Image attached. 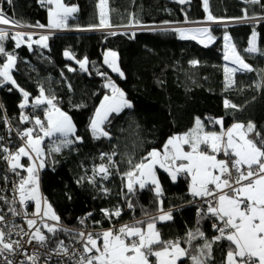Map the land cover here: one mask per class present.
Returning <instances> with one entry per match:
<instances>
[{
	"label": "trees",
	"instance_id": "16d2710c",
	"mask_svg": "<svg viewBox=\"0 0 264 264\" xmlns=\"http://www.w3.org/2000/svg\"><path fill=\"white\" fill-rule=\"evenodd\" d=\"M66 5H75L78 11L69 18L70 28L78 31L55 32L49 36L48 47L22 43L19 48L15 41H4L6 50L17 56L16 67L12 69L13 78L20 88L30 94V101L39 95L42 86L46 94L55 95L59 107L68 113L76 127V135L82 141L60 152L47 156L46 167L40 171L39 181L43 197H46L62 223L70 229L89 226L101 229L116 223L146 221L157 216L159 209H171L173 219L157 221V230L163 240L183 239L189 230L198 226L211 239L217 233L212 228V219L200 220L197 210L206 207L203 203L185 202L176 194L156 197L151 194L146 203L140 195L146 193L136 187L128 199L123 173L129 170L127 160L134 162L147 155L153 149H161L167 138L187 132L200 117L207 128V117L223 118L224 127L233 121L247 124L252 121L256 130L264 134V55L248 53L249 39L256 32L258 49L264 51V7L261 4H249L244 0H208V12L217 19L239 20L245 10L251 20L222 27L212 25V35L216 40L205 47L197 40L180 39L170 27L155 30H138L133 34L111 31H89L85 28L100 23L98 0H63ZM264 3V0H262ZM0 9L23 25L38 23L47 25V6H41L40 0H0ZM108 20L113 27L127 26L134 17L140 24L170 25L203 21L206 12L202 0H188L185 4L178 0H108ZM167 22V23H165ZM228 33L237 52L250 64L254 71H238L232 87H225L223 36ZM38 35L33 36L37 40ZM71 51L76 59L64 56ZM114 50L118 53L119 64L124 72L121 78L103 63V53ZM87 57L88 71H82L76 62ZM191 60L199 63L195 66ZM4 57L0 56V64ZM72 68L74 71H69ZM105 72L126 94L133 103L132 109H125L120 114L111 116V123L105 128L110 137L94 139L89 131V122L108 93L104 88L105 78L97 72ZM259 86V87H258ZM228 99L238 106V110L226 109L224 100ZM23 101L22 93L11 83L0 84V137L5 133V118L16 129L22 130L34 126L32 120L21 123L19 105ZM82 105V107H76ZM38 114L43 115V108ZM252 138L255 139L253 134ZM57 140V139H56ZM53 142L45 138L42 146L47 151ZM117 155L113 158L116 165L111 169L108 179L96 177V185L88 183L93 176L92 169L107 163L101 159V153ZM11 173L7 165L0 160V183L8 185L2 179ZM83 178V179H82ZM100 187H107V195L100 192ZM147 194V193H146ZM133 203V215L124 211L125 205ZM121 209L119 217L106 220L101 209ZM88 213L85 225L79 219ZM101 221L94 226V221ZM200 221L199 225L197 221ZM146 225V224H145ZM143 225V226H145ZM69 236L58 234L56 239ZM203 241H194L191 251ZM183 247H189L182 244ZM228 242L214 245L212 260L214 264H224ZM153 259V258H152ZM183 264H190L184 258Z\"/></svg>",
	"mask_w": 264,
	"mask_h": 264
},
{
	"label": "snow or ice",
	"instance_id": "6c2138e0",
	"mask_svg": "<svg viewBox=\"0 0 264 264\" xmlns=\"http://www.w3.org/2000/svg\"><path fill=\"white\" fill-rule=\"evenodd\" d=\"M7 2L12 4L13 0ZM187 2L188 0H178L180 4ZM244 2L261 4L264 7L262 0ZM40 4L47 6V25L37 22L35 25H27L28 27L67 29L69 18L78 11L77 7L67 6L62 0H40ZM107 4L108 0H99L97 6L100 9V23L90 28L113 27L108 20ZM203 4L205 12H208V0H203ZM206 19L213 22L217 20L210 13ZM236 19L246 21L254 17H249L245 10L244 16ZM0 25L21 27L19 21L7 16L2 9ZM131 25H140V22L133 17L129 26ZM171 30L177 33L180 39L197 40L205 47L216 40L209 27H175ZM109 34L114 36L117 32L112 31ZM34 35L35 33L22 31L10 33L7 28L0 27V56L4 57V62L0 64V84L11 83L19 89L23 96L19 105L21 109L29 105L30 94L20 88L13 78L12 69L16 67L17 56L6 50L4 41L11 38L17 48L22 43H27L29 48H32L33 44L48 47L51 33L40 35L37 40H33ZM256 35L253 31L245 51L264 55V51L257 47ZM223 39L224 60L231 61L234 65L224 66L225 87L230 88L238 71L251 72L254 69L237 52L235 45L230 43L231 37L227 33ZM64 56L76 59L69 50L64 52ZM76 62L82 71H88L87 57ZM103 63L113 73L124 77L116 51L106 50L103 53ZM198 63L197 60L190 61L193 66ZM68 70L74 71L70 67ZM97 75L105 78L104 88L109 91L96 107L89 122V131L94 139H101L111 135L105 128L106 124L111 123V116L118 115L125 109H132L133 103L107 73L98 71ZM58 105L57 97L47 95L41 86L39 95L31 99V106L34 109L43 108V119L39 116L29 117L21 112V123L32 120L35 127L17 131L22 143L15 151L0 143V160H3L8 171L17 177V180L11 181L15 194L13 198L0 195V201L7 206L8 211V215L0 211V264H48L54 257L56 264H183L184 258H187L190 264H214V245L222 241L228 242L224 264H264V134L256 130L252 121L247 124L234 122L230 127L224 128L223 118H216L211 120V123L221 126V130L217 132L206 130L204 121L196 117L193 127L187 132L169 137L163 150L153 149L139 162H134L129 157V170L123 173L126 192L122 195L125 199L135 193L137 185L141 190L152 186L156 197L159 198L162 188L157 176V167L168 173L172 181H176L180 175H186L190 178V194L199 198L206 206L198 209L197 215L200 220L212 219L214 222L211 226L217 233L209 239L198 226L189 230L183 239L163 240L156 227L157 221H170L173 217L171 210L164 212L162 207L158 216L148 217L146 221L123 224L118 228L113 226L101 228L100 231H86L64 226L61 217L39 189V170L46 167V157L82 141V137L76 135L72 118ZM224 107L238 110V106L228 99L224 100ZM253 134L255 139L252 138ZM45 138L52 139L54 143L47 151L42 147ZM2 139L0 137V140ZM186 147L188 150H185ZM220 154L226 159H219ZM100 155L107 163H101L92 169L93 176L87 182L93 185H96L97 176L108 179L112 175L111 169L116 165L113 159L117 155L115 151ZM22 157H26L29 162L23 163ZM19 170H23L26 175H22ZM2 179L9 183L8 175ZM109 191L107 187H100V192L104 195ZM29 202L35 205L31 214L25 211ZM133 207V203L129 202L128 208ZM100 211L106 220L121 215L119 208H105ZM92 215L88 213L87 217L80 218L78 223L85 225L87 218ZM9 217H24L26 227L16 224ZM100 223L101 221H94V226ZM199 223L198 220L197 224ZM145 224L146 227L143 226ZM58 234L69 236L73 243L69 245L63 239H56ZM13 236L16 238L13 239ZM200 240L203 243L197 244L195 250L191 251L193 242ZM182 244L189 247H183ZM19 257L23 259H18Z\"/></svg>",
	"mask_w": 264,
	"mask_h": 264
},
{
	"label": "built area",
	"instance_id": "2783aa9c",
	"mask_svg": "<svg viewBox=\"0 0 264 264\" xmlns=\"http://www.w3.org/2000/svg\"><path fill=\"white\" fill-rule=\"evenodd\" d=\"M203 21L194 22V23H191V24L192 25H200L201 22H203ZM211 25H213V24H211ZM21 112H23L25 115H28L29 117L39 116L41 119H43V117H44V114L42 116L39 115L38 114V110L37 109H34L31 106L30 103L24 109H21ZM21 112H20V116H21ZM5 120L7 121V123L5 125V133L1 136L3 139L0 140V143H2L3 145L9 147L12 151H15L21 145V143H22L21 138L17 135V131H22L23 129L22 130H18L16 128H14L9 123V121H8L7 118H5ZM211 120H214V119L211 118V117H207V121L209 122L208 123V126L210 128H215L216 127V124L211 123ZM33 127H35V125ZM33 127H30V128H33ZM37 131H38V129H37ZM224 159H226V157H224ZM37 163H39V162H37ZM41 170L42 169L39 170V174H40V171ZM15 180H17V177L11 173L10 182H9L8 185L0 183V195H6L9 199L13 198V196L15 194L12 191V183H11V181H15ZM142 191H144L146 193H150V195L151 194H155L154 193V190L152 189L151 186L146 187ZM163 195H165L164 192H162V195L161 196H163ZM190 202L191 203H203L199 198H191L190 199ZM34 207H35L34 203L33 202H29V204L26 207L25 211H27L29 214H31L34 211ZM0 211H2L4 214L8 215L7 206L2 201H0ZM124 211L125 212H129L130 217L132 218L133 212H132V210L130 208H128V205H125ZM84 217H86V215ZM9 218L10 219H13L16 224L26 227V225L24 223V220H25L24 217H9ZM123 224H126V222L116 223L115 225H118V227H119L120 225H123ZM77 230L98 231L99 229H93V228H91L89 226H83L82 228L77 229ZM15 238L16 237L13 236V239H15ZM60 239H63L65 241V243L66 244H69V245H71L73 243L72 240H66L65 238H60ZM30 250H31V246H29V251ZM18 259H23V257H19ZM48 264H56V258L54 257L52 260H50L48 262Z\"/></svg>",
	"mask_w": 264,
	"mask_h": 264
},
{
	"label": "rangeland",
	"instance_id": "374dc122",
	"mask_svg": "<svg viewBox=\"0 0 264 264\" xmlns=\"http://www.w3.org/2000/svg\"><path fill=\"white\" fill-rule=\"evenodd\" d=\"M98 4H99V0H98L97 5ZM106 11H107V6H106ZM98 13H99V20H100V9L99 8H98ZM206 14L208 15L209 12H206ZM236 23H240V20L217 19L216 21L213 22V21H207V19L205 18V20L203 22H201L200 25H192L191 23H180V24H170V25H158V24H146L145 23V24H140V25H131V26L127 25V26L112 27V28H100V27H91L90 28L89 27V28H85V30H89V31H111V32L115 31V32L127 33V34L131 35V34H133L134 31H138V30H155V29H161V28H166V27H170V28H175V27H185V28L209 27L210 28L212 26L211 24L227 28L228 26H231V25L236 24ZM20 25H21V27H11V26H7V25H0V27L7 28L10 33H15L16 31L35 33L38 35V39H39L40 35H49V33L52 34L55 32H61L58 30L56 31V30L47 29V28L41 29V28H36V27H28L27 25H23V24H20ZM222 41H223V45H225L224 39H222ZM230 43L233 44L232 39L230 40ZM224 51H225V47H224ZM225 62L229 67H234V65L232 64L231 61H225ZM56 142H58V138H57ZM50 146H54V143L52 142L50 144ZM39 176H40V174H39ZM40 193H41V189H40ZM147 194L150 195V193H147ZM34 209H35V207H34ZM115 209H117V208H113L111 210H115ZM100 230L101 229H99L98 231H100Z\"/></svg>",
	"mask_w": 264,
	"mask_h": 264
},
{
	"label": "crops",
	"instance_id": "0c3cea01",
	"mask_svg": "<svg viewBox=\"0 0 264 264\" xmlns=\"http://www.w3.org/2000/svg\"><path fill=\"white\" fill-rule=\"evenodd\" d=\"M62 2H63V0H62ZM67 6H75V5H67ZM203 7H204V4H203ZM206 17H207V14H206ZM77 30H79V28H76V27L70 28V27H68L67 29H61V30H58V31H63V32H68L69 31L70 32V31H77ZM234 122H237V121H233L227 127H230ZM227 127H224V128H227ZM206 130L219 132L221 130V126L218 125L217 128H215V129H209V128L206 127ZM178 134H182V133H178ZM174 135H176V134H174ZM163 146H162L161 149H157V150H163ZM185 150H188L187 147L185 148ZM224 157L225 156L223 154H220L218 156L219 159H224ZM21 159H22V162L25 163V164H27L29 162L26 157H22ZM37 162H39V161H37ZM19 171H21L22 175H26V173L23 172V170H19ZM156 171H157L158 179L160 180L162 192H164L166 194H176V195H179L180 197H182V199L185 202H188L191 198H194L190 194V192H189V183H190V178L189 177H187L186 175H180V176H178V178H177L176 181H172L171 177L163 169L157 167V170ZM125 184H126V179L124 178V186H125ZM136 187H138V185ZM39 189H40V181H39ZM149 197H150V195L149 194H146V193H141V195H140V198H141V200H142L143 203H146L147 200L149 199ZM169 210H171V209H164L163 211L164 212H167ZM159 214H161V213L158 212L157 213V216ZM113 226H115L116 228H118V225H115L114 224ZM113 226H110V227H113ZM144 227H146V225ZM107 228H109V227H106V228H103V229H107ZM154 259L155 258L153 257V260Z\"/></svg>",
	"mask_w": 264,
	"mask_h": 264
},
{
	"label": "water",
	"instance_id": "95a60500",
	"mask_svg": "<svg viewBox=\"0 0 264 264\" xmlns=\"http://www.w3.org/2000/svg\"><path fill=\"white\" fill-rule=\"evenodd\" d=\"M69 32V31H68Z\"/></svg>",
	"mask_w": 264,
	"mask_h": 264
}]
</instances>
